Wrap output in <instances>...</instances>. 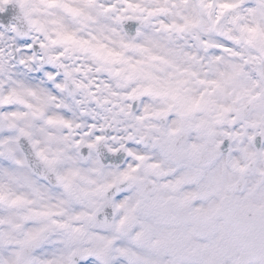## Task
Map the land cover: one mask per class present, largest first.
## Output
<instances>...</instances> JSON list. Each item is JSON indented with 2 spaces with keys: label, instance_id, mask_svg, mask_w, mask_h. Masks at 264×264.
I'll return each instance as SVG.
<instances>
[{
  "label": "snow or ice",
  "instance_id": "1",
  "mask_svg": "<svg viewBox=\"0 0 264 264\" xmlns=\"http://www.w3.org/2000/svg\"><path fill=\"white\" fill-rule=\"evenodd\" d=\"M0 264H264V0H0Z\"/></svg>",
  "mask_w": 264,
  "mask_h": 264
}]
</instances>
